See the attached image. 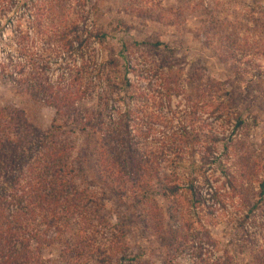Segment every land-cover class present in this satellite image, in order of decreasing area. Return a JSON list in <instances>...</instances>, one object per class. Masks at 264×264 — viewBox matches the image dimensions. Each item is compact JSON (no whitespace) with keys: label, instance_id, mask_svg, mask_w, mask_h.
<instances>
[{"label":"trees","instance_id":"16d2710c","mask_svg":"<svg viewBox=\"0 0 264 264\" xmlns=\"http://www.w3.org/2000/svg\"><path fill=\"white\" fill-rule=\"evenodd\" d=\"M81 1L83 6L88 0ZM74 2L79 0H0V14L30 11L33 33L46 46L34 47L37 53L28 57L27 36L19 33L17 61L0 60V79L15 85L20 103L0 106V264H156V243L167 246L163 264H234L217 255L218 243L193 212L203 203L196 180L191 177L184 187L176 170L165 172V165L184 161L191 143L205 144L201 160L211 164L209 155L220 140L192 125L174 137L163 133L171 145L178 143L170 152L144 144L154 127L168 123L137 107L143 95L121 74L127 69L125 44L112 45L110 39L128 26L121 21L108 32L90 24ZM91 11L99 13V6ZM94 45L100 47V62ZM136 45L162 57L158 69L168 70L159 76L164 96L169 101L179 96L180 74H172L176 51L161 41ZM231 57L222 52L224 61ZM52 58L59 70L55 81L46 76ZM209 85L208 91L217 92ZM117 101L124 107H113ZM199 101L190 106L192 114L209 105L205 98ZM38 110L54 113L47 128L29 114ZM223 110L216 107L212 115ZM237 121L243 125L240 116ZM192 165L202 174V166ZM261 185L251 212L264 203V181ZM113 199L115 207L109 205ZM136 231L144 241L140 246L133 241ZM46 252L52 256L46 258ZM250 257L246 264H264V241Z\"/></svg>","mask_w":264,"mask_h":264},{"label":"rangeland","instance_id":"374dc122","mask_svg":"<svg viewBox=\"0 0 264 264\" xmlns=\"http://www.w3.org/2000/svg\"><path fill=\"white\" fill-rule=\"evenodd\" d=\"M82 2H74V7L90 24L108 32L120 26L121 21L128 26L127 31L118 30L110 39L112 45L125 44L127 69L121 74L143 95L137 107L147 108L168 123L167 127L163 123L154 127L156 131L142 142L154 151L170 152L167 148L175 149L178 143L171 145L163 133L174 137L173 133L190 130L192 125L196 131L205 127V133L220 140L209 155L211 164L201 160L205 144L191 143L185 147L184 161L178 167L165 165V172L176 170L184 187L191 177L196 180L197 197L203 203L193 212L218 243L217 255L230 258L234 264L248 263L251 252H256L264 241V203L260 209L250 211L252 202L260 198L264 181V0H88L80 6ZM95 4L99 13L91 11ZM30 14L23 9L0 14V60L8 57L17 61L19 33L27 36L21 44L28 49L26 56L37 53L34 47L46 49L33 33ZM149 41H161L176 51L172 74H180L182 93L170 101L161 88L159 76L168 74L167 68L158 69L162 57L153 48L136 45ZM93 47L100 62V47ZM222 52L232 54V59L224 61ZM55 62L50 63L51 70L46 75L52 81L59 74ZM233 67L239 70L240 77ZM209 82L217 92L208 91ZM15 88L8 80L0 79V106L20 105ZM204 98L209 105H200L202 109L192 114L193 101L200 99L203 103ZM112 105L124 107L118 101ZM222 105L225 110L212 115ZM29 114L35 123L47 128L54 113L38 110ZM238 116L243 120L240 127ZM169 158L178 161L172 154ZM193 162L203 167L202 174L194 173ZM159 203L166 211L167 203L162 199ZM109 205L115 207L116 200H109ZM110 220L116 222L114 217ZM133 241L138 246L144 243L139 231L134 233ZM153 249L156 264H163L167 246L156 243ZM51 256L45 253L46 258Z\"/></svg>","mask_w":264,"mask_h":264}]
</instances>
